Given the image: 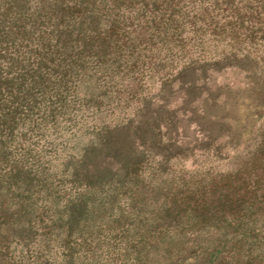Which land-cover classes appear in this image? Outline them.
Listing matches in <instances>:
<instances>
[{"label":"trees","instance_id":"trees-1","mask_svg":"<svg viewBox=\"0 0 264 264\" xmlns=\"http://www.w3.org/2000/svg\"><path fill=\"white\" fill-rule=\"evenodd\" d=\"M0 264H264V0H0Z\"/></svg>","mask_w":264,"mask_h":264},{"label":"rangeland","instance_id":"rangeland-1","mask_svg":"<svg viewBox=\"0 0 264 264\" xmlns=\"http://www.w3.org/2000/svg\"><path fill=\"white\" fill-rule=\"evenodd\" d=\"M236 80V79H235ZM234 80V75L233 74H226V75H222L221 77L217 78L216 76H213V79H212V82L208 83L206 86H201V87H198V91H194L193 94H197V93H201V96L202 98L200 99V102H203L206 100V98H212V99H216L217 98V95L218 94H222V93H225V94H228V91L227 90V87H230L232 86L233 83L237 84V82ZM232 91H234L232 89ZM192 94V95H193ZM193 95V96H194ZM239 103V101H238ZM201 107L203 108V110L205 111H211V112H215V109L210 106H208V104L206 102H203V103H200ZM210 105V104H209ZM249 108V107H248ZM242 110V109H241ZM243 111H244V108H243ZM240 112L238 113V111L233 114H235V116H237V118L239 117V120L241 121L243 116H244V113ZM198 117L200 118L201 116L197 115L195 116V118ZM251 123L250 121L248 120L247 122H245L243 124V130L240 132V135L238 137H235L233 140H230L228 138L226 139H216V135L218 134L219 131V128L215 127L213 128V131L212 133H210L209 135H204V136H199L196 140L195 143H191L190 145L188 146H191V148L193 146L197 147V148H204V150H209V155L210 157L206 159L207 162H210V164H213L214 168H225V165L227 164V160H224V161H217L213 155V152L214 154L216 153L215 151L217 149H220L221 153L226 155L228 154L229 155V158L232 156L233 152H232V149L234 148L235 145H244L245 142L247 141V139H249V137H252L254 133H250L251 129ZM261 125V122L257 123L256 124V127H259ZM221 131L223 133H226L227 131L225 129H221ZM221 133V132H220ZM234 135L233 132H231V136ZM183 136L185 138H188V133L187 131H183ZM209 136L212 138H214V141L212 142L211 145H209L208 143L204 142L205 138ZM187 139L183 140L182 144H188L189 142H186ZM235 144V145H233ZM208 146H211V148H208ZM222 149V150H221Z\"/></svg>","mask_w":264,"mask_h":264}]
</instances>
